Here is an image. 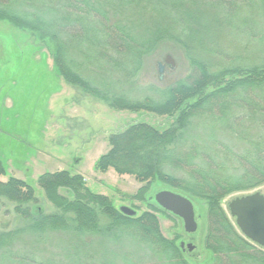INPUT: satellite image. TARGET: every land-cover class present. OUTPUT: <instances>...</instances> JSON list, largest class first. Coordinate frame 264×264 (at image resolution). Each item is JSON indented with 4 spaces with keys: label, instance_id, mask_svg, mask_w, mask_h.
Here are the masks:
<instances>
[{
    "label": "trees",
    "instance_id": "1",
    "mask_svg": "<svg viewBox=\"0 0 264 264\" xmlns=\"http://www.w3.org/2000/svg\"><path fill=\"white\" fill-rule=\"evenodd\" d=\"M0 20L34 33L68 84L110 108L172 118L163 130L135 122L110 134L96 163L142 183L132 197L147 203L140 215L69 170L37 179L55 213L35 205L31 184L0 178V198L26 221L0 231V264H264V248L221 205L264 184V0H0ZM165 43L183 51L188 73L137 87ZM155 181L205 201L204 260L188 258L181 233L164 235L157 213L168 212L147 195Z\"/></svg>",
    "mask_w": 264,
    "mask_h": 264
},
{
    "label": "rangeland",
    "instance_id": "2",
    "mask_svg": "<svg viewBox=\"0 0 264 264\" xmlns=\"http://www.w3.org/2000/svg\"><path fill=\"white\" fill-rule=\"evenodd\" d=\"M167 55L172 56L175 65L166 64L160 73L158 64L164 62ZM188 70L189 62L183 51L165 43L146 59L135 79L136 86L172 83ZM171 121V117L146 111L112 109L68 84L58 73L51 52L34 33L0 20V156L7 170L0 178L7 180L15 176L31 184L38 198L35 205L42 207L45 213L58 210L37 184L38 176L63 169L83 175L93 192L111 197L118 208L127 206L138 215L148 210L146 202L132 198L142 183L132 175H119L113 169L98 171L96 163L110 148V134L121 132L135 122H146L163 130ZM166 189L172 190L155 181L147 195L154 202L155 194ZM256 191L264 194V184L223 198L221 205L233 223L235 219L228 207L230 201ZM62 192L67 194L65 190ZM188 197L194 203L198 223L193 234L184 230L183 220L168 213L158 212L157 215L166 237L171 239L181 233L180 243L194 245L193 251L185 246L188 258L204 260L201 243L207 228V206L201 199ZM14 207V203L0 198V231L26 223L15 213ZM125 243L128 249H143L131 241Z\"/></svg>",
    "mask_w": 264,
    "mask_h": 264
},
{
    "label": "water",
    "instance_id": "3",
    "mask_svg": "<svg viewBox=\"0 0 264 264\" xmlns=\"http://www.w3.org/2000/svg\"><path fill=\"white\" fill-rule=\"evenodd\" d=\"M166 64L175 65L171 55H167L164 62H159L160 73L164 71ZM154 198L162 209L183 220L187 233L196 231L198 223L195 218V206L188 196L166 189L157 192ZM228 207L239 231L247 239L264 248V194L259 191L243 194L232 199ZM120 209L128 215L136 213L127 206H122ZM184 245L182 242L181 246ZM187 247L190 250L194 248L191 243H188Z\"/></svg>",
    "mask_w": 264,
    "mask_h": 264
},
{
    "label": "flooded vegetation",
    "instance_id": "4",
    "mask_svg": "<svg viewBox=\"0 0 264 264\" xmlns=\"http://www.w3.org/2000/svg\"><path fill=\"white\" fill-rule=\"evenodd\" d=\"M168 214H171V213L168 212ZM171 215L174 216L173 214H171ZM174 217H176V216H174ZM178 218H179V217H178ZM179 219H181V218H179ZM181 220H182V219H181ZM197 228H198V227H197ZM184 230H185V229H184ZM196 231H197V229H196ZM196 231H195V232H196ZM193 233H194V232H192V234H193ZM183 243H184V242H183ZM191 244H192V243H191ZM192 245H193V244H192ZM185 246H187V245H184V246H182V247L185 249V248H186ZM193 246H194V245H193ZM187 249H188L189 251H193L194 248L190 250V249L187 247Z\"/></svg>",
    "mask_w": 264,
    "mask_h": 264
}]
</instances>
